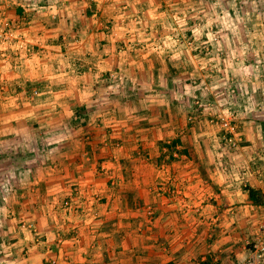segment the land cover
<instances>
[{"label": "crops", "instance_id": "1", "mask_svg": "<svg viewBox=\"0 0 264 264\" xmlns=\"http://www.w3.org/2000/svg\"><path fill=\"white\" fill-rule=\"evenodd\" d=\"M5 23L30 53L0 41V214L33 232L6 264H264V0H0ZM210 71L247 94L240 148Z\"/></svg>", "mask_w": 264, "mask_h": 264}, {"label": "rangeland", "instance_id": "2", "mask_svg": "<svg viewBox=\"0 0 264 264\" xmlns=\"http://www.w3.org/2000/svg\"><path fill=\"white\" fill-rule=\"evenodd\" d=\"M176 17H175V21H176ZM199 51V49L197 48V50H196V52H198ZM202 56V55H201ZM201 59V61H202V59H204V56H202V58H200ZM205 77V76H204ZM205 79L206 80H204V82H206V81H208V83L206 82V86L208 87V88H210V87H213V86H216L217 85V83L219 84V83H221L222 81H223V83L224 84H222L221 86L222 87H224L223 89L221 88V89H219V87H221V86H217L216 88L217 89H208V90H203L202 89V92L204 93V91L206 92V94H202L201 96H199L201 99H203V100H207L208 98H210V97H215V99L214 98H212V99H214V101H212V102H207V104L209 105V104H211V105H214V104H217L216 106H217V109L218 110H215V112L214 113H216V111H222V109H225L226 107H230V109H232V111L233 112H235V114H236V121H237V125H238V127H240V123H239V120H238V117H240V116H242V113H241V110H240V108H241V104H242V102L243 101H245L246 100V96H247V94L246 95H243V88H241L240 86H238L237 85V83H234V81L236 82V80L235 79H233V78H230L229 77V79L228 78H224L223 77V79H221V78H214V75L212 74V72L210 71L209 72V74H206V77H205ZM210 81L212 82L211 83V85H210ZM258 82L260 83V84H262L263 85V91H264V78H262V77H260V79H258ZM261 85V86H262ZM232 90L234 91L233 93H232ZM258 90H260L261 91V87H259L258 88ZM201 91V90H200ZM210 91H215L216 93H210ZM242 94V95H241ZM261 95V98H263L262 99V103H263V105H264V96L262 95V93L260 94ZM243 96V97H242ZM244 99V100H243ZM209 100V99H208ZM258 100V99H257ZM200 101V100H199ZM202 104V103H201ZM201 109H203V108H201ZM208 111V110H207ZM263 118H264V116H263ZM208 122V124L209 125H211V126H214L211 122H210V120H208L207 121ZM215 128V127H214ZM216 130H217V132H218V134L220 133V131H219V129H217V128H215ZM240 135H241V141L239 142V148L241 147V145H244V143H243V140H244V134H242V130L240 129L239 130V132H238ZM258 133H259V131H258ZM263 144V143H262ZM263 147H264V145H263ZM230 150V149H229ZM248 159V158H247ZM250 159H251V157H250ZM258 160V157H257V159L255 158V160L252 162V163H255L256 161ZM244 173H246V171H243ZM242 172V173H243ZM241 174L240 175V178H238V180H240L241 179V182H242V184L243 185H248V181H246V177H247V175H245V174ZM237 175V174H236ZM237 180V181H238ZM234 181H236V178L234 179ZM76 192V191H75ZM2 201H0V207H1V205H2ZM4 204H5V202H4ZM3 204V205H4ZM68 204L69 205H67V206H64L63 205V208H65V207H68V208H70V210H71V203H69L68 202ZM11 223L12 224H7V221L5 220V219H3L2 218V216H1V214H0V264H3V263H5L6 264V257H8V258H13L14 260H15V258H14V256H15V253H14V250H16V245H13L12 246V243L13 242H15V241H17V239H16V236L17 235H22L23 237H25L26 235H28V236H31V234L33 233V232H31V230H30V228L28 227V226H26V225H24V223L23 224H21L20 225V227L22 228V230L23 231H18L17 229H16V226H17V218H15V217H12L11 219ZM260 224V223H259ZM262 224H264V223H262ZM25 231V232H24ZM4 233H6V234H4ZM254 235V234H253ZM35 238V237H34ZM37 238V237H36ZM253 238V237H252ZM38 239H34V242H36ZM252 241V240H251ZM250 241V242H251ZM8 247H10V249H8ZM19 254L18 255H20V254H22V252L21 251H17ZM251 256V262L253 263V261L256 263V262H258V263H262V260L264 259V258H262L261 260H255L254 258H253V256H252V254L250 255ZM4 259H5V261H4Z\"/></svg>", "mask_w": 264, "mask_h": 264}, {"label": "built area", "instance_id": "3", "mask_svg": "<svg viewBox=\"0 0 264 264\" xmlns=\"http://www.w3.org/2000/svg\"><path fill=\"white\" fill-rule=\"evenodd\" d=\"M17 30L13 29L8 23L3 24L2 29H0V41L9 42L10 46L15 48V54L17 55L19 51L30 53V48L24 42L23 37L15 34ZM193 40L188 38L186 40V46L190 49L194 48ZM201 49L204 51H209L208 45H201ZM8 57V56H7ZM234 91L232 90V93ZM198 106L201 105L200 101L195 102ZM210 122L219 129L222 134V140L226 143L229 149H237L239 147V142L242 140L239 132V127L236 121L235 112L226 107L222 111H216L210 117ZM65 206L69 205L67 202L64 203ZM68 208V207H66ZM252 246L251 254L255 260H261L264 258V224L260 223L255 227L254 235L252 241L249 242ZM45 264H55L54 260H46Z\"/></svg>", "mask_w": 264, "mask_h": 264}, {"label": "trees", "instance_id": "4", "mask_svg": "<svg viewBox=\"0 0 264 264\" xmlns=\"http://www.w3.org/2000/svg\"><path fill=\"white\" fill-rule=\"evenodd\" d=\"M244 190L247 193V198L251 204L255 206L264 205V195L260 190L254 189L252 187L246 186Z\"/></svg>", "mask_w": 264, "mask_h": 264}]
</instances>
